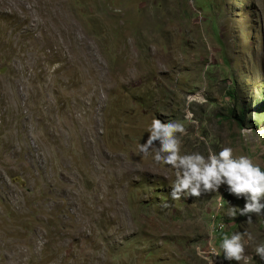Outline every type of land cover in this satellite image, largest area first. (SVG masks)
<instances>
[{"label":"rangeland","instance_id":"374dc122","mask_svg":"<svg viewBox=\"0 0 264 264\" xmlns=\"http://www.w3.org/2000/svg\"><path fill=\"white\" fill-rule=\"evenodd\" d=\"M153 118L264 169V0H0V264H264L226 185L171 199Z\"/></svg>","mask_w":264,"mask_h":264},{"label":"clouds","instance_id":"9594fccd","mask_svg":"<svg viewBox=\"0 0 264 264\" xmlns=\"http://www.w3.org/2000/svg\"><path fill=\"white\" fill-rule=\"evenodd\" d=\"M147 132V141L137 144V151L145 159L150 157L154 165L174 173L170 192L173 201L220 193L221 187L226 185L229 194L246 200L243 208L229 207V216L246 217L245 223L249 225L254 223L253 217H264V169L250 156L237 155L233 147H223L218 153L209 151L207 156L200 152H184L183 137L187 135V129L181 121L165 122L153 118ZM224 228L221 224L220 229L223 231ZM249 241L255 242L249 232H236L230 236L223 233L219 244L223 259L235 264H249ZM254 252L260 261H264V241L255 243Z\"/></svg>","mask_w":264,"mask_h":264},{"label":"trees","instance_id":"16d2710c","mask_svg":"<svg viewBox=\"0 0 264 264\" xmlns=\"http://www.w3.org/2000/svg\"><path fill=\"white\" fill-rule=\"evenodd\" d=\"M241 120V119H240Z\"/></svg>","mask_w":264,"mask_h":264}]
</instances>
